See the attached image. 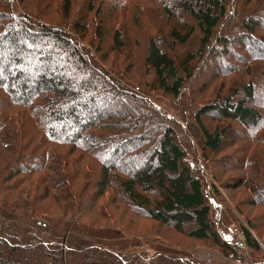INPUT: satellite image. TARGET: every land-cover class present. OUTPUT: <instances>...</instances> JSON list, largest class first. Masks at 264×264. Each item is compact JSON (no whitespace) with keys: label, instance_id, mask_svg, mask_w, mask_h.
Returning a JSON list of instances; mask_svg holds the SVG:
<instances>
[{"label":"trees","instance_id":"trees-1","mask_svg":"<svg viewBox=\"0 0 264 264\" xmlns=\"http://www.w3.org/2000/svg\"><path fill=\"white\" fill-rule=\"evenodd\" d=\"M31 1L0 0V90L7 94L0 97V264H208L163 244L155 245L150 255L134 252L135 237L118 228L80 226L74 219L45 215L46 211L38 214L39 203L49 204L50 211L69 199L70 204H64L75 208V191L68 187L74 171L56 172L59 168L52 162L59 157L54 152L58 146L98 157L94 206L115 193L116 202L142 219L190 238L213 240L228 253L248 259L247 251L235 249L224 238L223 227L216 229L221 218L214 213L202 171L188 160L191 149L180 135L179 122L153 102L152 91L146 90L147 83H139V76L140 70L152 71L158 87L178 101L179 112H194L195 121L185 119L180 128L198 137L206 161L205 153L219 152L230 131L221 126L209 131L203 119L207 115L238 121L255 140L264 127V72L259 79L245 76L233 91L240 96L236 100L227 95L213 103H197L196 96L204 88L198 80L208 79L209 62H227L222 75L242 70L252 75V64L264 61V36L257 35L264 30V11H257L264 0H149L147 6L139 0H81L86 1L83 6L78 0H49L40 6V14ZM56 3L64 22L46 19L51 17H46L48 8ZM154 6L159 16L169 17L166 23L174 24L166 33L173 41L170 48L162 43L165 37L149 33L143 19L145 10ZM179 7L181 13L176 11ZM228 22L237 25L230 27V36L223 31ZM134 25V31L146 34L139 39L143 50L136 73L121 69L125 61L118 60L127 52L124 36ZM193 41L194 52L179 61L173 57L170 50ZM238 48L245 52L238 54ZM234 58L243 65L235 66L230 61ZM16 107L29 113L37 130L32 136L13 116ZM141 116L149 120L141 124ZM39 174L37 185L29 182ZM255 175L258 179L260 174ZM247 182L239 178L232 188L246 187ZM248 188L256 195L253 204L264 207V187ZM248 224L252 228V221ZM250 228L243 229L246 244L260 251V240ZM101 232L121 239L113 243L94 237H103ZM78 249L85 252L78 254Z\"/></svg>","mask_w":264,"mask_h":264},{"label":"rangeland","instance_id":"rangeland-1","mask_svg":"<svg viewBox=\"0 0 264 264\" xmlns=\"http://www.w3.org/2000/svg\"><path fill=\"white\" fill-rule=\"evenodd\" d=\"M48 1L49 0H42L41 2V0H32L31 5L34 9L37 10L38 14H40V6L44 7V4H46V2ZM77 2H81V6H83L86 1L78 0ZM139 2L143 6H147L149 0H145V2L144 0H139ZM57 4L58 3H56V5L53 4L52 8H48V12L46 13V17L51 15L50 18L46 19H50V21L52 22H62L63 20L59 5ZM76 7L78 9L79 6ZM53 8H57L58 12H55ZM157 9L158 6L150 8L148 12V9H146L145 14L143 15V19L145 22L149 23V33H157L159 36L165 37L166 42L163 41L162 43L165 47L170 48L173 41L168 37L166 33L170 30L171 27L174 26V24H169L171 21L166 23L169 20V17L166 16L165 18L159 16V13H156L158 12ZM125 10L127 9L124 8L123 12ZM131 10H133V8H131ZM180 10V7L176 9L177 12H180ZM153 11L156 13V15ZM257 11H259L260 13L264 11V1L263 4L261 2V5L257 8ZM75 12L76 11H73L72 14H75ZM151 13H153V15H151ZM39 16L40 15H38V17ZM124 16H126V14H124ZM40 19H42V17ZM46 19L44 20L46 21ZM132 22L133 20L131 16H129L128 24H131ZM152 25H154L153 28ZM234 25V23L232 24L231 22H228L227 28L223 30L224 34L229 36L232 35L234 30H232V33H230L229 29L231 26H237ZM130 29L132 33L130 35L127 34L124 36L125 43L127 44V52H125V54L122 56L118 55V60L119 64H121V61H125L124 66L121 65V69H123L124 67H128L134 73H136L137 70H140L141 67L139 64V60L141 57V51L143 50L140 46H138L140 45L139 39L145 38L146 34L139 33V31H134V29H137L135 28V25ZM226 30L228 31L225 32ZM235 32L236 34H238L237 29H235ZM257 35L264 36V30L258 31ZM26 46L28 47V49L32 48L28 45V43L26 44ZM48 46L49 45H46L44 47L50 48ZM195 48L196 44H194L193 41L188 46L179 45L175 48L176 50H169L173 57L179 61L181 59H184L185 55L188 52H194ZM236 49L237 48H235L234 50ZM238 51V54H243L245 52V50L241 51L240 48H238ZM234 57H236V55H234ZM230 61H235L236 63L234 65L237 67L243 65L242 62L237 61V59L235 58ZM205 63H207V61L202 63L200 68H203V65H205ZM209 63V73L206 74L208 79L202 81L201 78L198 80V85H203L204 88L199 89V92L197 91V103H213L214 101L218 100L219 97L227 95L233 97L234 100H236L240 96L235 95V92L233 91L239 89L242 86V82L245 79V76H248L252 80H254L258 77L259 73L264 72V61L252 64V67L255 68V71L252 75L249 74L250 70H248V72L242 70L233 74L222 75L219 73L226 72L228 66L227 62L223 63L217 60L214 65H212L211 62ZM140 72L143 73V76H139V78L141 79L139 83H142V81L144 83H147L145 84L146 90L152 91L153 102L160 108H162L166 113H168L173 119L179 122L176 124L178 125L179 129H181L179 130L180 135H183V137H185L184 139L186 141L187 147L191 149V152L189 150L191 155L188 157V160L193 163L194 168L200 169L202 171L204 176L202 177L205 179L206 189L210 195L211 203L213 206H215L214 213L215 215H217L218 213V216L221 218V220L217 219V221L215 222L216 229H221V227H223L222 229H225L224 231H227L223 235L224 238H228L230 241H232V246L235 247V249L247 251L246 255L248 259L246 260H250L252 262L263 260L264 207L261 205L253 204V201L255 202L257 200L256 195H254L248 187L250 185H260V187H264V127L260 129L259 134L254 140L250 138V129H245L243 125H240L236 120L219 117L217 113L205 116L203 118L204 122L208 130L211 132L215 131V129L220 126L221 128H230L228 137L222 149L216 153L212 151H208L207 153H205L208 156L209 160L206 161L207 159L205 160L203 158L202 148L198 142V137L194 133L189 131H186L185 133L183 132V128H180L185 127V119H189L191 122L195 121L193 110V113L184 109H179V112L177 110L178 101H176L173 96L169 95L163 89H160L158 87L152 71L140 70ZM206 75H203L202 77ZM248 77L246 78V81H250L248 80L250 79ZM257 79H259V77ZM1 96H7L6 92L0 90V97ZM138 99L142 100L141 98ZM261 102H263L264 105V96ZM11 112H13V116L18 121V125L30 132L29 136H32L33 132L37 131L35 124H33V121L32 119H30L29 113L25 108L16 107V109L13 108ZM18 114L22 115V117H18ZM139 118L141 124L143 121L149 120V116H141ZM58 124L54 126H58ZM54 149V152L59 156L58 158L55 157V159L52 160L54 167L59 168V170H57L56 172L60 171L61 174L67 175L65 174L67 170L70 169V171H74L73 180L69 179L68 187L70 190L72 189L75 191V196L73 197V200L75 201V208L69 209V207L66 206L67 204H70L69 199L67 202H64L66 205L63 203L64 207L63 204L62 208L56 205L54 206V208L52 207L50 211L47 209V206L49 204L39 203L36 207L38 210V214H42L43 211H46L47 213H44L45 215H49L51 217H62L64 220L74 219L76 220V223L80 224V226L86 224L96 228L110 226L111 228H118L123 231L125 236L129 238L135 237L134 241L137 244L132 249L134 252L145 253L146 255H150L154 252L153 249L155 248V245L163 244L164 247L177 249L184 255H188L187 253H189L192 258H195L197 260L199 259L204 263L229 264L231 262V258L229 257L231 253H228L227 250L224 249V247L220 246L213 240L203 241L195 238H190L187 234H179L172 229L163 227L161 224L153 220H149L147 218L142 219L140 216L134 215L131 209L124 206V204L116 202L117 198L115 196V193H111L109 195L110 197H108V194L105 195L103 199H100L94 206L92 199V196L94 195L96 190L94 184L101 170V163L99 162L98 157L96 156L95 158L94 156H87L81 150L69 153L71 148L65 146H58ZM94 154L96 153L94 152ZM241 160L244 161V165L240 163ZM62 162H64L66 167L65 165L62 166ZM0 164H3L2 158H0ZM54 167L52 169H54ZM62 167H65L64 171ZM48 171L52 170L48 169ZM255 172H258L260 174L258 179L255 175ZM40 177L41 174L33 177L29 182H36L37 185V181L38 179H40ZM57 177L60 176L57 175ZM239 178L248 181L247 186L236 189L232 188V185L235 184V182ZM66 180L68 181V179ZM255 182H257V184ZM29 186L31 185L25 187ZM22 190H24V187L21 188V190L18 192V195ZM93 206L95 208H92ZM248 221H252V228H250ZM244 227L250 228L253 235L260 240V251L250 249L247 246L246 237L243 232ZM101 234L103 235V237H100L98 234H95L94 237L99 239H107L109 241L112 240V242L114 240L121 239H117L116 234L114 235L112 232H101ZM118 243L124 242L119 241ZM108 245L110 246V244ZM76 252L79 254L85 251H81L78 249Z\"/></svg>","mask_w":264,"mask_h":264},{"label":"built area","instance_id":"built-area-1","mask_svg":"<svg viewBox=\"0 0 264 264\" xmlns=\"http://www.w3.org/2000/svg\"><path fill=\"white\" fill-rule=\"evenodd\" d=\"M229 257L231 258V262L229 264H264V259L252 262L250 260H246L241 253L232 252Z\"/></svg>","mask_w":264,"mask_h":264}]
</instances>
